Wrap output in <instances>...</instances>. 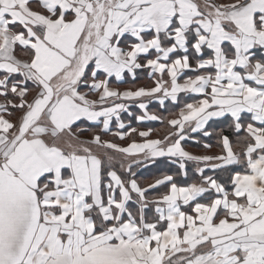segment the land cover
<instances>
[{
	"label": "snow or ice",
	"instance_id": "obj_1",
	"mask_svg": "<svg viewBox=\"0 0 264 264\" xmlns=\"http://www.w3.org/2000/svg\"><path fill=\"white\" fill-rule=\"evenodd\" d=\"M0 264H264V0H0Z\"/></svg>",
	"mask_w": 264,
	"mask_h": 264
},
{
	"label": "crops",
	"instance_id": "obj_2",
	"mask_svg": "<svg viewBox=\"0 0 264 264\" xmlns=\"http://www.w3.org/2000/svg\"><path fill=\"white\" fill-rule=\"evenodd\" d=\"M142 83V82H141ZM151 111H156L157 109L156 108H151L150 109ZM164 115H168L167 113H164ZM125 123L127 124L128 123V120H125ZM132 125L133 126H136L135 125V122L133 121L132 122ZM147 127H152L154 129V131H159L161 129V125L158 123V122H149L145 128H143L142 130H147ZM189 150L191 151H195L196 149L195 148H190ZM146 175V174H145ZM147 177V176H146ZM148 178V177H147ZM142 178L140 177L139 179L141 180L142 183H148L150 182L151 180L148 178Z\"/></svg>",
	"mask_w": 264,
	"mask_h": 264
},
{
	"label": "trees",
	"instance_id": "obj_3",
	"mask_svg": "<svg viewBox=\"0 0 264 264\" xmlns=\"http://www.w3.org/2000/svg\"><path fill=\"white\" fill-rule=\"evenodd\" d=\"M146 174V175H145ZM155 174V170H153L152 172H148V171H145L144 175L141 176L142 178H149L150 180L153 178V175ZM147 176V177H146ZM147 178V179H148Z\"/></svg>",
	"mask_w": 264,
	"mask_h": 264
}]
</instances>
